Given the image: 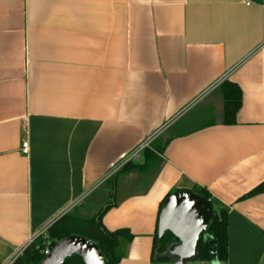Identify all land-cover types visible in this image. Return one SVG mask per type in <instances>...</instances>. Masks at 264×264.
I'll return each instance as SVG.
<instances>
[{
	"label": "crops",
	"instance_id": "crops-1",
	"mask_svg": "<svg viewBox=\"0 0 264 264\" xmlns=\"http://www.w3.org/2000/svg\"><path fill=\"white\" fill-rule=\"evenodd\" d=\"M222 82L241 91L234 125ZM152 136L172 137L158 173L117 177L102 217L133 235L119 264H173L152 259L159 206L193 185L227 210L228 258L184 264H264V194L243 199L264 182V5L0 0V264L91 197L95 214Z\"/></svg>",
	"mask_w": 264,
	"mask_h": 264
},
{
	"label": "trees",
	"instance_id": "trees-1",
	"mask_svg": "<svg viewBox=\"0 0 264 264\" xmlns=\"http://www.w3.org/2000/svg\"><path fill=\"white\" fill-rule=\"evenodd\" d=\"M264 5V0H253ZM219 90L223 98L222 123L234 125L235 117L241 107V91L238 86L229 82H222ZM172 137L154 140L149 148L144 150V162L142 165L131 163L125 164L116 176L107 180L95 192L100 202L99 209L93 215H83L78 208L62 216L54 222L45 233V236H38L29 244L12 264H39L44 258V252L52 242H59L70 236H80L95 243L100 250L105 264H119L125 255L127 246L133 240V235L126 229L107 231L102 225V217L116 205L113 201L116 191V178L121 175L135 173L138 176L154 177L158 173L162 159L161 155ZM196 194L207 201L211 207V219L207 231L202 233L197 241L195 254L187 262H211L224 263L228 258V213L204 188L193 185L181 189ZM168 194L160 203L158 216L165 199L176 191ZM264 194V182L255 187L243 197L248 199ZM158 223V218H157ZM156 223V227H157ZM177 240L168 232L161 238L154 237L152 259L155 262H174V258L168 256V249L177 244ZM63 264H84L78 256L65 259Z\"/></svg>",
	"mask_w": 264,
	"mask_h": 264
},
{
	"label": "water",
	"instance_id": "water-1",
	"mask_svg": "<svg viewBox=\"0 0 264 264\" xmlns=\"http://www.w3.org/2000/svg\"><path fill=\"white\" fill-rule=\"evenodd\" d=\"M211 207L207 201L188 191H176L162 204L156 229L157 238L170 233L177 244L168 249L174 264H184L195 254L199 236L207 231ZM49 254L39 264H63L65 259L78 256L84 264H105L97 245L80 237L70 236L48 245Z\"/></svg>",
	"mask_w": 264,
	"mask_h": 264
},
{
	"label": "built area",
	"instance_id": "built-area-1",
	"mask_svg": "<svg viewBox=\"0 0 264 264\" xmlns=\"http://www.w3.org/2000/svg\"><path fill=\"white\" fill-rule=\"evenodd\" d=\"M246 5L249 6V5H250V2H247ZM155 137H156V136H152V137H150V138H149L144 144H142V145L138 148V150H136L135 152H133V153L127 158V160L125 161L124 164L131 163V162H136V161L139 159L140 153H141L142 151H144L145 149L149 148L150 144L153 142V140L155 139ZM21 152H22V154H27V152H28V145H27L26 142H23V143H22ZM46 230H47V229H46ZM46 230H43L42 232H40V233L38 234V236H45ZM38 236H37V237H38ZM37 237H36V238H37ZM33 241H34V240H33ZM33 241H32V242H33ZM32 242H31V243H32ZM24 249H25V248H24ZM24 249H23V250H24ZM23 250H22V251H23ZM22 251L19 252L18 256L22 253ZM48 254H49V251H48V249H47V250H45V252H44L45 257H46ZM18 256H17V257H18ZM13 262H14V260H13ZM13 262H11V264H12Z\"/></svg>",
	"mask_w": 264,
	"mask_h": 264
},
{
	"label": "rangeland",
	"instance_id": "rangeland-1",
	"mask_svg": "<svg viewBox=\"0 0 264 264\" xmlns=\"http://www.w3.org/2000/svg\"><path fill=\"white\" fill-rule=\"evenodd\" d=\"M194 115H191L190 117H188L187 119H186V121L184 122H182V124H181V126L178 128L177 127V129H180V128H183V125L184 126H186L188 123H189V121H190V118H192ZM189 120V121H188ZM201 122H205L206 121V119H204V120H200ZM199 121V122H200ZM187 122V123H186ZM176 130V129H175ZM141 155V154H140ZM137 163H141V158L137 161ZM95 198L94 197H91V198H89V199H87L86 201H84V203H83V205H82V207L81 208H79L78 209V211L81 213V214H83V215H91V211H93V209L95 208V205H96V203H95ZM99 209V206L97 207V210ZM96 210V211H97ZM95 211V210H94ZM95 211V212H96ZM93 213V212H92ZM175 263V262H174ZM173 263V264H174Z\"/></svg>",
	"mask_w": 264,
	"mask_h": 264
}]
</instances>
